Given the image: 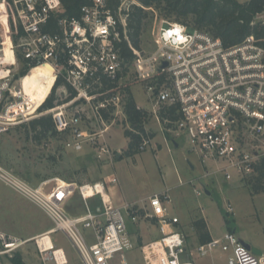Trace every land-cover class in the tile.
<instances>
[{
    "label": "built area",
    "instance_id": "built-area-1",
    "mask_svg": "<svg viewBox=\"0 0 264 264\" xmlns=\"http://www.w3.org/2000/svg\"><path fill=\"white\" fill-rule=\"evenodd\" d=\"M7 1L22 30L17 48L23 67L28 69L25 74L18 72L16 80L9 73L0 76V133L43 114L42 101L36 99V110L28 105L32 97L25 76L36 67L48 65L50 73L42 76L43 83L53 80L48 94L60 82L55 106L46 113L52 115L59 132L71 135L66 147L79 152L87 144L96 149L98 160L113 161L116 152L106 141L109 126L104 111L125 113L127 93L119 82L135 65L140 76L149 81L147 97L159 122L161 109L176 107L178 118L166 120L169 127L161 124L165 131L187 139L203 166L204 178L231 181L256 175L264 159V46L254 35L226 46L205 30L164 18L154 31V53L142 58L127 33L128 0H123L115 13L110 0H91L82 6L79 17L65 15L61 0ZM263 13L259 19L264 20ZM123 40L137 55L131 65L118 45ZM106 80L113 87H107ZM70 90L75 93L73 97ZM22 101L26 108L20 106ZM85 120L102 121L104 126L90 131L82 127ZM151 143L152 138L144 135L139 151L147 150ZM0 181L46 213L53 222L48 232L65 234L79 264H195L191 258L194 250L187 245L180 218L168 209L169 190L153 193L142 203L115 204L107 181L74 182V192L85 204V212L74 215L65 208L68 198L58 182L49 193L43 182L37 187L1 164ZM117 181L113 177L110 183ZM93 198L101 201L97 210L90 204ZM227 212L234 213L231 204ZM154 221L160 237L137 244L130 223ZM27 242L0 229V255H11ZM37 246L47 264H68L66 254L58 256L57 250L44 251ZM195 248L201 256L218 248L227 254L228 264H264V253L253 252L233 232ZM136 250L142 263L127 257V252Z\"/></svg>",
    "mask_w": 264,
    "mask_h": 264
},
{
    "label": "rangeland",
    "instance_id": "rangeland-1",
    "mask_svg": "<svg viewBox=\"0 0 264 264\" xmlns=\"http://www.w3.org/2000/svg\"><path fill=\"white\" fill-rule=\"evenodd\" d=\"M239 1L244 2L246 0ZM133 2L139 3L137 0L127 1L129 5ZM0 5L6 6V16H0V76L9 73L16 80L19 77L18 72L21 73L23 70V60L20 58V51L17 48L20 37L4 22V19H9L8 1L0 0ZM164 6L165 4L163 3L146 7L148 15L145 18L144 32L141 35V50H139L142 58L150 57L155 51L154 31L159 20L165 18L169 21H179L174 15L169 14L164 9ZM14 20L16 19L14 18ZM182 20L198 27L192 16L184 17ZM16 36H18L17 41H15ZM133 60L135 61V59ZM148 83L147 79L140 76L135 65H132L121 78L119 85L124 87L125 90L129 87L137 105L139 104L143 108L151 110V104L147 98ZM23 107L26 108L24 102ZM148 110H146L148 113L146 129L156 135L155 145L158 142L164 146L156 154L150 146H148L146 151H141L135 156H128L122 152L128 145L125 129L131 128V126L127 121V115L122 113L121 110L113 111L115 118L111 123L105 122L106 125H111L105 133L106 137L109 138H107L109 145L116 153L123 155L122 159H116V155L113 159V161L115 160L114 164L109 163L106 167H108V172L117 174L118 185L122 187L126 195L131 197V195L136 193L140 196L139 203H142V201L146 200L148 194L162 193L161 191L168 187L170 188L171 202L173 204L186 202L188 206H196L200 209L204 207L205 218L208 220L213 234H218L226 229L225 218H227L235 227L239 228L241 231L239 236L264 250V191L259 190L257 192L259 194H256L255 197L253 196L255 194L252 195L253 191L258 189L257 178L248 177L243 180L234 179L228 182L223 177H213L204 183L195 179L201 173L202 167L195 156L196 153L191 151L188 141H185L180 147L185 150L186 156H189L194 161L196 169H188V166L184 165L185 160L179 161L180 152H177L176 149L175 151L169 150L164 137L168 139L171 146V141L175 135L170 132L168 137L162 124L161 132L159 120L154 113ZM113 112H111V115H113ZM36 117L39 116L23 120L7 131L0 133L1 165L37 187L41 186L43 182V188L49 193L52 191L53 185H55L54 181H57L66 198L76 189L74 183L69 182H75V180L78 181L82 178L96 179L92 173H88L89 171L95 172L97 175L105 173L104 165L109 160H98L96 155L92 157L93 153L91 151L95 153L96 149L87 144L80 152L67 148L66 142L71 137L68 133L60 132L61 134L55 137L44 138L41 141L35 139L29 123ZM103 126V122L97 120H85L82 123V127L90 131H99ZM189 150L194 155L191 152L189 153ZM182 158L184 159L183 155ZM91 160L94 166L90 169L84 167L85 164L82 161ZM180 166L185 167L183 171L180 170ZM259 174L260 172L257 168L256 175ZM44 176L47 177L44 178ZM180 178L183 182L180 181ZM191 179H195L193 185L189 183ZM194 185L202 190L203 193L205 187L210 189L211 196L206 194L197 196L194 192ZM72 198L71 201L66 203L67 211L71 214H78L84 211L85 204L79 193L76 192ZM228 204L234 207L235 213L230 214L227 212ZM200 215L202 216L201 211ZM195 217L200 218L197 215ZM185 219L187 218L185 217ZM189 224L180 219V228L186 236L187 245L190 250H194L191 257L194 263L227 264L225 253L223 254L218 248L208 256H201L197 253L195 247L198 243L194 237V230L191 229ZM52 227V220L43 210L0 181L1 230L25 240L29 237L42 235ZM143 229L146 230L145 227ZM132 230V233L137 234L140 245L144 244L143 240H152L159 235L157 230L153 229L150 233L145 231V239H143L142 234L144 233H142V230L137 231L136 227ZM51 235L54 243L64 249L68 264H79V257L65 234L58 231ZM39 238L41 239V236ZM44 238L46 244L53 248L54 245L50 235L45 234ZM36 241L27 242L11 255H0V264H13L12 259L16 254H20L27 264H47ZM127 257L129 260L139 263L143 261L141 253L137 250L127 252Z\"/></svg>",
    "mask_w": 264,
    "mask_h": 264
},
{
    "label": "trees",
    "instance_id": "trees-1",
    "mask_svg": "<svg viewBox=\"0 0 264 264\" xmlns=\"http://www.w3.org/2000/svg\"><path fill=\"white\" fill-rule=\"evenodd\" d=\"M65 9V15L70 17H79L81 15V8L85 4H90L91 0H61ZM123 0H110V8L115 13L117 12L120 4ZM140 4L132 3L129 6L127 16V33L129 40L137 50H141V35L144 32V22L148 15L146 7H151L154 4H165L164 9L171 15H174L177 20L185 23L182 18L192 16L197 28L205 30L210 34L218 37L226 46H233L244 41L248 36L254 35L256 40L264 46V20L259 19L258 15L264 11V0H247L241 2L239 0H137ZM6 16L5 6L0 5V16ZM9 19H4L7 26H10L11 30L16 35L21 36L22 30L18 22L14 20L15 15L12 7H8ZM5 18V17H4ZM190 27H194L189 23H185ZM16 36L15 41H17ZM119 47L121 53L124 56L126 62L131 65L133 59L137 58V55L133 52L129 42L123 40L120 42ZM20 58L22 59L21 53ZM23 62V61H22ZM27 67H23L22 74H25ZM60 81L56 83L59 84ZM56 85L53 87L51 93L48 94V90L42 95L40 106L41 116L31 120V132H34V138L38 141L42 139H49L61 134L55 125L54 119L51 114L46 113L48 110L55 106ZM107 87H113V83L105 81ZM28 93L31 95V99L28 101L30 109H36V97L42 93L44 83L37 77H33L30 81L25 83ZM52 86V85H51ZM51 88V87H50ZM128 90V91H127ZM127 97L125 99L124 112L127 115V121L131 128L125 129V136L128 138V147L125 150V154L128 156H135L140 153L139 145L143 140L144 135L154 137V133H150L146 129L147 111L139 109L138 105L131 95L129 87L126 88ZM75 93L70 90V97H73ZM43 99V100H42ZM23 107V101L20 104ZM27 107V106H26ZM113 109L104 111L105 122L111 123L115 118L111 115ZM160 120L164 126H170L166 120H176L178 118L177 109L174 106H169L161 109ZM166 135L169 137L170 132L166 131ZM259 175H253L251 178H257L258 189L253 193L264 191V159L258 166ZM259 176V177H258ZM47 176H44L46 178ZM249 178V179H251ZM48 179V178H47ZM46 180V179H43ZM79 183V181H77ZM227 217V216H226ZM226 224L230 225V220L225 218ZM192 226L195 230L199 243H207L212 240V236L208 230L207 223L204 218L196 217L192 221ZM13 264H27L20 254L12 259Z\"/></svg>",
    "mask_w": 264,
    "mask_h": 264
},
{
    "label": "crops",
    "instance_id": "crops-1",
    "mask_svg": "<svg viewBox=\"0 0 264 264\" xmlns=\"http://www.w3.org/2000/svg\"><path fill=\"white\" fill-rule=\"evenodd\" d=\"M247 1V0H246ZM148 98V97H147ZM139 105V104H138ZM140 106V105H139ZM142 107V106H141ZM143 108V107H142ZM145 111L146 110H148V109H146V108H143ZM149 112L151 111V110H148ZM111 126V125H110ZM109 126V127H110ZM159 127H160V130H161V132H162V125H161V123L159 122ZM163 134V133H162ZM106 136V135H105ZM163 136H164V134H163ZM156 137V135H154V137L152 138V143H151V145H150V147L155 151V154L156 153H158V151H160V150H162L163 148H164V146H163V144L162 143H158V142H156V145H155V143H154V141H155V138ZM107 138L108 137H106V141H107ZM127 138V137H126ZM165 138V141H166V144H167V147L169 148V150L171 149L172 151H175V149L177 150V152H180V154H179V157H178V160L179 161H184L185 160V162H184V165H187L188 167V169L189 168H191V169H196V164L194 163V161H192V159H190V157L189 156H186V154H185V150L182 148V147H180V145H183L184 143H185V141H187V139L184 137V136H174V138L172 139V141H171V143H172V145L170 146V144H169V142H168V139L166 138V137H164ZM109 139V138H108ZM128 139V138H127ZM128 142H129V140H128ZM107 143H108V145H109V141H107ZM110 146V148L113 150V148L111 147V145H109ZM155 146V147H154ZM127 147H128V145H127ZM127 147H126V149H127ZM125 149V150H126ZM91 150H93L92 148H91ZM125 150H123L122 152L124 153L125 152ZM114 151V150H113ZM146 151V150H145ZM80 152V151H79ZM92 153H93V155H92V157L94 156L95 157V155H96V152L94 153L93 151H91ZM114 152H116V151H114ZM191 151L189 150V153H190ZM125 154V153H124ZM178 154V153H177ZM191 154L192 155H194L192 152H191ZM116 155H117V158L116 159H122L123 158V155L121 154V153H116ZM182 155L184 156V159L182 158ZM196 156V158L199 160V157L197 156V155H195ZM116 157V156H115ZM186 159H187V161H186ZM103 161V160H102ZM107 161V160H106ZM83 162V164H85L84 165V167H86V168H91V167H93L94 165L92 164V160L91 161H82ZM114 162H115V160L114 161H107V164L106 165H104V167H105V173L104 174H95V172H92V171H89L88 173H92L93 174V176L94 177H96V179H94V180H91V179H89V178H82V179H80V180H78L79 181V183H83V182H85V181H107L106 183H107V187H108V193H109V195L111 196V199L113 200V202L115 203V204H122V203H124V202H140L139 200H140V196H138V194H136V193H134L133 195H131V197H128L127 195H126V193H125V191L122 189V187L121 186H119L118 185V182H119V179H118V176H117V174L115 173V172H108V167H106L109 163H111L112 165L114 164ZM199 163L201 164V162H200V160H199ZM201 167H202V171H201V173L198 175V176H196V178L195 179H198V180H201L203 183L204 182H208L209 180H210V178H204L203 177V173H204V170H203V166H202V164H201ZM184 166H180V170L181 171H183L184 170ZM182 175H183V173H182ZM184 176V175H183ZM113 177H116L117 178V182L116 183H110L111 182V179L113 178ZM192 178H194V177H192ZM195 179H191L190 181H189V183H191L192 185H193V183H194V180ZM238 180V179H237ZM180 181H182L183 182V180L180 178ZM193 181V182H192ZM228 181V180H227ZM54 182H57V181H54ZM75 182H77V180H75ZM229 182V181H228ZM69 183H74V181L73 182H69ZM78 183V182H77ZM75 184V183H74ZM200 190V189H198L195 185H194V192H195V194L197 195V196H201V195H198L197 194V192L195 191V190ZM166 190H169V192H170V188H166L165 190H163V191H161V192H164V191H166ZM200 191H202V190H200ZM264 193V192H263ZM76 194V192H74L73 194H71L69 197H68V201H71L73 198V196ZM203 194H206V195H209V196H211V190L210 189H208V188H206L205 187V189H204V193ZM253 194H255V195H253ZM256 194H259V193H252V195L255 197L256 196ZM151 194H148V196H146V200H147V198L150 196ZM145 198V197H144ZM146 200H144L143 202H145ZM183 200V199H182ZM83 201V200H82ZM67 203V202H66ZM90 204H91V206L93 207V209H95V210H97L98 208H100L101 207V201H100V199L99 198H93L91 201H90ZM65 208H66V204H65ZM85 209V208H84ZM83 209V210H84ZM168 209H169V211H170V213H172L173 215H176V216H178L181 220H183L185 223H190L189 225L191 226V229L192 230H194V228H193V226H192V221L196 218L195 217V215H197V216H200V218H204L205 219V221H206V223H207V226H208V230H209V232H210V234H211V236H212V239L213 238H219V237H221L223 234H225L227 231H231V232H234L237 236H238V238L242 241V242H244V243H246L247 245H249L251 248H253V249H257V250H260L261 251V253H264V250H262L261 248H259L258 246H256V245H254V244H252L251 242H249L248 240H246L245 238H242L241 236H239V234H241V231L239 230V228H237V227H235L234 225H233V223L232 222H230V225H228V224H226V229L223 231V232H220V233H218V234H213V232H212V230H211V228H210V226H209V222H208V220L205 218V214H204V212H205V209H204V207H201V209L199 208V207H196V206H188V204L186 203V202H183V203H181V204H173L172 202H170V204L168 205ZM200 211L202 212V216L200 215ZM82 212H85V210L84 211H82ZM81 212V213H82ZM234 213H235V211H234ZM78 214H80V213H78ZM74 215H77V214H74ZM185 217L187 218V219H185ZM145 227V229L146 230H144L143 228ZM136 227V229H137V231L138 230H142L143 232L142 233H144V234H142V236H143V239H145L144 238V235H145V231H148L149 233H150V231L151 230H153V229H156L157 230V233H159V235L156 237V238H154V239H152V240H156L157 238H159L160 237V232H159V229H158V226H157V223H156V221H154V222H152V223H149V222H141V223H139V224H132V223H130V230H131V233H132V229H134ZM132 228V229H131ZM134 233V232H133ZM133 233H132V235H133ZM139 236H140V234H139ZM133 237H134V240H135V242L137 243V244H140V242H139V239H138V236H137V234H135L134 233V235H133ZM194 237H195V239H196V242L198 243V244H200L199 243V241H198V238H197V236H196V233H195V230H194ZM29 238H31V237H29ZM152 240H143V243L145 244V243H147V242H150V241H152ZM224 254V253H223ZM226 256V260H227V254H225ZM135 258V257H134ZM228 264V263H227Z\"/></svg>",
    "mask_w": 264,
    "mask_h": 264
},
{
    "label": "bare ground",
    "instance_id": "bare-ground-1",
    "mask_svg": "<svg viewBox=\"0 0 264 264\" xmlns=\"http://www.w3.org/2000/svg\"><path fill=\"white\" fill-rule=\"evenodd\" d=\"M50 71H51V68H50V66H48V65H43V66H40V67H36V68H34V69H33L28 75L25 76V82H27V80H31L33 77H37L39 80L42 81V76L45 75V74L50 73ZM52 83H53V80H51V79L47 80V83H44V88H43L42 93H41L40 95H38V96H35L36 99H38L39 101H41L42 95L44 94V92H45L46 90L50 89ZM39 101H36V108H37V105H39ZM35 110H36V109H35ZM49 230H51V229H49ZM49 230H48V231H49ZM48 231H46V233H44V234H42V235L35 236V237H32V238H27V239H28L29 242L32 241V240H37L38 245H40L44 251H47V250H57V255H58V256H59L60 254H62V255L66 254L63 248L58 247V246L54 243L53 238H52V235H51V234H53V233L48 232ZM227 232H231V231H227ZM233 233H234V232H233ZM45 234H49V235H50L51 241H52V243H53V245H54L53 248H52L50 245H47V244H46V242H45V238H44V237H45ZM223 235H224V234H223ZM223 235H222V236H223ZM40 236H41V239H40V238L38 239V237H40ZM222 236H221V237H222ZM213 239H214V238H213ZM200 244H205V243H200ZM245 244H246V243H245ZM197 245H198V244H197ZM246 245H247V244H246ZM191 251H192V250H191ZM66 256H67V255H66ZM191 257H192V256H191Z\"/></svg>",
    "mask_w": 264,
    "mask_h": 264
},
{
    "label": "water",
    "instance_id": "water-1",
    "mask_svg": "<svg viewBox=\"0 0 264 264\" xmlns=\"http://www.w3.org/2000/svg\"><path fill=\"white\" fill-rule=\"evenodd\" d=\"M167 63H164V66H166ZM253 252L257 253V254H261V251L260 250H257V249H253L251 248L249 245H247Z\"/></svg>",
    "mask_w": 264,
    "mask_h": 264
}]
</instances>
